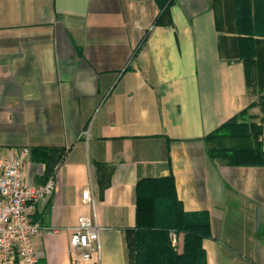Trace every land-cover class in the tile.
Wrapping results in <instances>:
<instances>
[{
    "label": "crops",
    "instance_id": "obj_1",
    "mask_svg": "<svg viewBox=\"0 0 264 264\" xmlns=\"http://www.w3.org/2000/svg\"><path fill=\"white\" fill-rule=\"evenodd\" d=\"M215 2L173 0L155 26V0H0V157L28 149L24 183H54L31 208L37 264H130L136 186L164 177L209 224L205 264H264V166L226 165L205 142L251 103L240 55L264 38L244 30L251 7L264 31V0ZM41 148L64 152L50 174ZM81 217L100 228L88 261L70 254Z\"/></svg>",
    "mask_w": 264,
    "mask_h": 264
},
{
    "label": "trees",
    "instance_id": "obj_2",
    "mask_svg": "<svg viewBox=\"0 0 264 264\" xmlns=\"http://www.w3.org/2000/svg\"><path fill=\"white\" fill-rule=\"evenodd\" d=\"M160 9L153 25L169 23V9L173 0H155ZM215 0H211L214 8ZM247 7L248 28H257L252 33L261 32L262 27L251 15ZM258 24V25H257ZM250 33V31H249ZM240 59L245 70L246 85L264 90V38L248 36L243 40ZM249 105L247 108H250ZM246 108V109H247ZM264 108V106H263ZM246 109L231 118L205 137L207 151L214 160H221L229 166H264L262 137L264 116L260 124L247 123L241 119ZM229 146H225L224 142ZM34 160L46 165L47 173L61 161L64 152L59 149L41 148L31 150ZM100 167V166H99ZM108 184L100 176L101 192ZM137 228L125 231L127 253L130 264H205L201 240L210 237L209 224L200 214L182 213L175 196L171 177L139 181L135 189ZM182 236V248L178 252L171 245L169 233Z\"/></svg>",
    "mask_w": 264,
    "mask_h": 264
},
{
    "label": "built area",
    "instance_id": "obj_3",
    "mask_svg": "<svg viewBox=\"0 0 264 264\" xmlns=\"http://www.w3.org/2000/svg\"><path fill=\"white\" fill-rule=\"evenodd\" d=\"M28 154V149H21L15 156L0 157V264H37L32 238L41 228L32 222L31 208L54 189V183L52 179L38 187L24 183ZM82 201L92 202L88 190L82 193ZM99 229L89 218H79L69 239L70 254L79 252L82 261L90 260L97 253Z\"/></svg>",
    "mask_w": 264,
    "mask_h": 264
},
{
    "label": "rangeland",
    "instance_id": "obj_4",
    "mask_svg": "<svg viewBox=\"0 0 264 264\" xmlns=\"http://www.w3.org/2000/svg\"><path fill=\"white\" fill-rule=\"evenodd\" d=\"M249 96L251 98L250 108L246 109V114L241 118L247 123L260 124L264 116V90L258 91V87L253 86L249 88ZM264 135V133H263ZM176 245V244H175ZM178 249V246H175Z\"/></svg>",
    "mask_w": 264,
    "mask_h": 264
}]
</instances>
